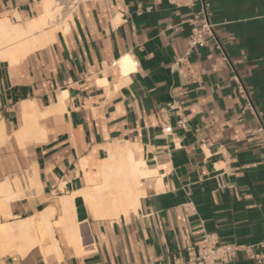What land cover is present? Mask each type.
<instances>
[{"label":"crops","instance_id":"obj_1","mask_svg":"<svg viewBox=\"0 0 264 264\" xmlns=\"http://www.w3.org/2000/svg\"><path fill=\"white\" fill-rule=\"evenodd\" d=\"M44 1L0 0V18L26 25ZM200 9L191 0H75L47 45L0 59V180L35 167L40 183L10 202L8 221L39 222L55 199L86 186L83 165L92 172L112 143L138 145L137 157L157 168L136 209L117 219H93L74 197L83 247L54 225L58 250L38 232V244L0 264H204L188 252L203 234L259 254L239 250L220 264H264V0H209L214 40L191 47ZM26 104L51 110L20 145Z\"/></svg>","mask_w":264,"mask_h":264},{"label":"bare ground","instance_id":"obj_2","mask_svg":"<svg viewBox=\"0 0 264 264\" xmlns=\"http://www.w3.org/2000/svg\"><path fill=\"white\" fill-rule=\"evenodd\" d=\"M42 6L43 13L26 25L12 23L7 17L0 18V59H8L10 62L19 61L28 52L47 45L56 30L66 28V19L60 1L45 0ZM50 110L48 108L41 113L30 104L23 105L21 113H23L24 126L19 132H14L20 145L33 130L42 131V128L36 125V120L48 114ZM5 140L6 135L0 129V142ZM137 149L138 145L130 142L110 144L106 149L107 156L92 172H88L83 165L86 186L55 199L54 205L50 204L41 213L39 222H34L31 216L0 221V258L16 253L26 254L31 247L39 243L38 232L51 238L52 246L49 250H58V243L52 235L54 225L63 229L64 237L69 244L76 248L83 247L84 239L74 214L75 196H79L84 201L90 216L97 220L117 219L120 215H128L130 211L135 210L139 198L145 193L141 186L142 182L157 175V168L149 166L142 158L137 157ZM26 172L24 185L18 177H5L0 180V212L6 219L12 217L11 201L18 200L23 195H29L33 190L40 188L35 167L29 168ZM159 179L157 182L160 188L161 178ZM56 211L59 214L58 220L51 223L50 219Z\"/></svg>","mask_w":264,"mask_h":264},{"label":"built area","instance_id":"obj_3","mask_svg":"<svg viewBox=\"0 0 264 264\" xmlns=\"http://www.w3.org/2000/svg\"><path fill=\"white\" fill-rule=\"evenodd\" d=\"M191 1H198L200 3L201 16L195 17L193 20V27L188 38V42L191 47H202L214 40L215 36L214 24L208 19L209 0ZM74 2L69 4L68 8H70ZM112 65H114V63H112ZM132 65L136 68L137 62L132 61ZM238 89L241 93L244 91L242 85H239ZM170 129V127H166L163 130L165 132H169ZM260 247L264 248V240L260 243ZM239 250H242L249 258H259V254L253 251L252 246L219 243L217 237L214 234H203V236L194 244V246L188 248L190 260H200L204 264H220L224 262H230Z\"/></svg>","mask_w":264,"mask_h":264},{"label":"rangeland","instance_id":"obj_4","mask_svg":"<svg viewBox=\"0 0 264 264\" xmlns=\"http://www.w3.org/2000/svg\"><path fill=\"white\" fill-rule=\"evenodd\" d=\"M58 1L61 2L62 9H63V15L66 16L67 15L66 11H68L67 10L68 9V5L72 4L75 0H58ZM27 169H29V168H20V167H18V170L13 173L15 175H12V176L13 177H18L19 180H21L22 184L24 185L25 184V179L24 178H26V176H27V174L25 175V173H27L26 172ZM12 176H7V177H12ZM24 189H26V186L24 187ZM23 196H25V195H23ZM5 220H7V219L4 218V217H0V221H5Z\"/></svg>","mask_w":264,"mask_h":264}]
</instances>
